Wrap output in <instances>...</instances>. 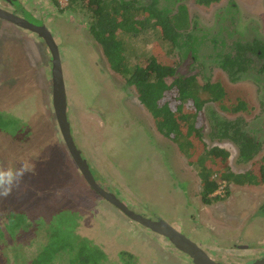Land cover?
<instances>
[{
    "label": "rangeland",
    "instance_id": "374dc122",
    "mask_svg": "<svg viewBox=\"0 0 264 264\" xmlns=\"http://www.w3.org/2000/svg\"><path fill=\"white\" fill-rule=\"evenodd\" d=\"M67 1L58 0L56 7L50 0H0V9L45 25L51 33L66 86L71 136L95 181L137 214L176 227L217 263L241 264L264 253V180L235 185L214 175L217 184H225L216 195L221 200L204 203L202 164L157 132L135 88L109 68L89 33L90 15L67 11ZM153 1L139 0L138 5L145 8ZM156 1L173 8L172 15L185 6L191 36L183 34L174 46L150 32L124 36L129 63L143 64L153 45L160 44L159 59L175 67L177 76H195L200 86L221 85L225 97L202 107L199 149L203 154L211 147L224 149L234 174L247 170L251 163L240 161L229 141L214 137L213 117H239L254 126L264 119V106L255 79L245 76L232 83L217 67L216 56L223 55L221 16L227 13L238 18L243 42L257 37L264 43V0H222L210 6L196 0ZM226 41L230 45L231 37ZM50 59L36 35L0 21V166L19 167L23 159L35 164V173L25 174L19 189L0 198V264H32L56 223L72 239L97 246L104 254L98 264H193L166 237L138 225L86 184L54 117ZM238 99L247 107L232 113ZM257 162L264 164V142ZM258 164L254 169L259 170ZM69 258L59 251L52 264H70Z\"/></svg>",
    "mask_w": 264,
    "mask_h": 264
},
{
    "label": "trees",
    "instance_id": "16d2710c",
    "mask_svg": "<svg viewBox=\"0 0 264 264\" xmlns=\"http://www.w3.org/2000/svg\"><path fill=\"white\" fill-rule=\"evenodd\" d=\"M221 1L196 0L198 4L204 6L218 4ZM50 2L56 7L60 6L58 0H50ZM67 2V11L81 10L90 15L89 33L99 45L109 68L117 75L123 76L126 83L136 89L137 98L150 113L157 132L173 141L188 157L194 155L202 164L199 176L202 182L201 198L204 203L221 200V197L213 195L218 188V184L213 180L214 175L228 184L263 182L264 167L233 174L230 172V154L227 151L211 147L203 154L199 149L202 144V107L208 100L219 102L225 97L226 93L221 85L207 83L200 86L195 76L178 77L175 74V67L159 59L160 44L153 45L151 56L145 57L143 64L140 60L135 65H131L128 61L126 52L128 50L123 45L124 36L134 38L139 34L150 32L159 36L160 40L169 46H174L176 39L183 35L180 32L189 30V16L185 6H179L178 11L172 15L173 8L163 7L156 0L145 8L138 5L139 0H68ZM184 42L188 43V41ZM238 47L243 57L223 62L222 56L220 61V69L228 73L231 78L248 70L249 66L246 65L251 59L247 55L253 53L254 46L247 44ZM259 50L264 56L263 48ZM243 107L241 101L233 111ZM214 122L217 128L215 137L227 138V133L233 129L234 123L222 120H214ZM237 134H240L239 130H233L235 141ZM253 149H256V145L246 140L241 147L242 157H248L255 151ZM208 159L210 163L209 167H206L205 162ZM50 226V241L32 264H52L59 251H66L70 257V264H98L104 258L103 252L97 246L78 238L72 239L69 232L62 231L64 230L62 225L60 227L56 223L55 226Z\"/></svg>",
    "mask_w": 264,
    "mask_h": 264
},
{
    "label": "water",
    "instance_id": "95a60500",
    "mask_svg": "<svg viewBox=\"0 0 264 264\" xmlns=\"http://www.w3.org/2000/svg\"><path fill=\"white\" fill-rule=\"evenodd\" d=\"M0 21L10 23L24 31L30 32L41 39L47 47L50 59V77L52 79L51 104L54 117L58 126V130L62 137L63 143L69 151V154L77 166V169L88 186L97 193L101 198L119 209L129 219L138 225L149 229L153 233L166 237L173 246L180 252L191 258L193 264H221L213 261L209 255L199 245L182 233L173 225L165 220H151L142 215L137 214L129 209L121 200H119L112 192L101 187L94 179L89 167V163L83 158L82 151H79L71 136L70 124L67 119V99L66 86L64 76L62 75L61 62L57 45L45 25L35 26L25 19L14 13H8L0 9ZM250 264H264V256L253 261Z\"/></svg>",
    "mask_w": 264,
    "mask_h": 264
},
{
    "label": "flooded vegetation",
    "instance_id": "af4514ba",
    "mask_svg": "<svg viewBox=\"0 0 264 264\" xmlns=\"http://www.w3.org/2000/svg\"><path fill=\"white\" fill-rule=\"evenodd\" d=\"M3 1L6 2V3H11V4L13 3L12 0H3ZM202 6H204V5H202ZM233 6H235V5L233 4ZM227 14H224V16H221V19L223 18V20H224V24H223V26H224L223 27V42H224V44H223V55H222L223 56V62H226L227 60H230V59H233V58L241 57L242 56V51L240 50V47H238L240 45L250 44V45L254 46L255 48L254 47L252 48L253 49V53H249L247 55V57L251 59V61L249 63H247V65H246V67L249 66L248 70L246 72H243V73L241 72L238 75L236 74L235 78H231V76L228 73H226V72H224V71H222L220 69V61H221L222 56H219V55L216 56L217 57V60H216L217 67L229 77V79L232 81V83H236L239 80H242L245 76H252L255 79L256 84L258 85V93H259V98L258 99H260V101H259L260 105L264 106V56H262V54H261V52L259 50L262 47L263 48V52H264V43H263V41H261L257 37H255V38L251 37L250 40L248 39L247 41L243 42V40H241L239 38L240 31L239 30L237 31V29H236L237 28V23L239 22V21L237 22L238 18L233 17L234 15L233 16H229ZM40 25H42V24H40ZM180 34H184L185 36H187L189 33H188V30H187L185 32H180ZM229 36L231 37V41L232 42L230 43V45H227L226 39L229 38ZM193 56L194 55H191V57H190L191 61L195 58V56L194 57ZM235 68H237V67H235ZM175 74H176V68H175ZM241 101L243 102L244 107L242 109L238 110V111H235L236 113L237 112H241V110H245L246 107H247L246 102L244 100H242V99H238L237 102L235 103V106H237ZM235 106L233 108H231L229 111H231L232 113H235L233 111ZM223 109L224 110H228L227 107H224V106H223ZM213 115H214V113H213ZM214 120L215 121L216 120L229 121V120L220 118L217 115H214L213 122H214ZM229 122L234 123L233 124L234 127H233V129H230V131H228L227 138L220 139V138L215 137V134L217 133V131H216L217 128H214V130H215L214 131V133H215L214 137L217 138L218 140H221V141H229L234 146V148H236L239 160L244 162V163H246V164L251 163L250 167L247 170H244L242 172H237V173H245V172L251 171V170L254 169V166L256 164H258L257 161L259 160V157H260V154H261V150L263 148V142H264L263 141L264 140V119H261L260 122L257 123V125H254V126H246L243 123L244 120L242 118H239V117L236 118L234 121H229ZM214 125H215V122H214ZM233 130H239V132H240V134L236 135V138H237L236 141L234 140ZM240 137H241V139H238ZM246 140L247 141L250 140L251 142H253L256 145V149H253L255 151L250 153L248 155V157H242L241 147H242L243 143ZM222 150H224V149H222ZM224 151H226V150H224ZM229 159H230V157H229ZM258 165H259V169H261V167H264L263 163L262 164L259 163ZM230 172L233 173L232 170H230ZM239 247H241L242 249H248L247 248L248 246H246V245H241ZM263 256H264V253L260 254L259 256L257 255L253 259H250L247 262H244V263H241V264H250L253 261H255V260H257V259H259V258H261ZM233 264H235V263H233Z\"/></svg>",
    "mask_w": 264,
    "mask_h": 264
},
{
    "label": "clouds",
    "instance_id": "9594fccd",
    "mask_svg": "<svg viewBox=\"0 0 264 264\" xmlns=\"http://www.w3.org/2000/svg\"><path fill=\"white\" fill-rule=\"evenodd\" d=\"M19 164V167L0 166V198H7L15 189H19L25 174L35 173V164L30 159H23Z\"/></svg>",
    "mask_w": 264,
    "mask_h": 264
},
{
    "label": "built area",
    "instance_id": "2783aa9c",
    "mask_svg": "<svg viewBox=\"0 0 264 264\" xmlns=\"http://www.w3.org/2000/svg\"><path fill=\"white\" fill-rule=\"evenodd\" d=\"M224 187H225L224 183H223V185H222V183H218V188H217V190L215 191V193L213 195L222 194Z\"/></svg>",
    "mask_w": 264,
    "mask_h": 264
}]
</instances>
